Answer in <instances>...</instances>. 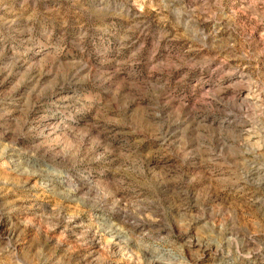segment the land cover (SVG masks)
<instances>
[{"label":"rangeland","instance_id":"1","mask_svg":"<svg viewBox=\"0 0 264 264\" xmlns=\"http://www.w3.org/2000/svg\"><path fill=\"white\" fill-rule=\"evenodd\" d=\"M0 264H264V0H0Z\"/></svg>","mask_w":264,"mask_h":264},{"label":"bare ground","instance_id":"2","mask_svg":"<svg viewBox=\"0 0 264 264\" xmlns=\"http://www.w3.org/2000/svg\"><path fill=\"white\" fill-rule=\"evenodd\" d=\"M239 81H240L239 84L243 86L242 88H244L243 89L244 94L237 95V99L238 100L240 99L239 101H240L241 106H242L243 109L249 110L251 108V106L256 101V100L254 101V98L256 96V94H254L256 88L254 90V87H253L250 79H246V78L242 77ZM252 90L254 91V93H253V95L250 96V91H252ZM243 122L246 123V121H243ZM241 134H242V136L245 137V139H244L245 141H250L252 139V136H253L254 133H252L250 131V128L249 129L248 128L247 129L243 128L242 131H241Z\"/></svg>","mask_w":264,"mask_h":264}]
</instances>
